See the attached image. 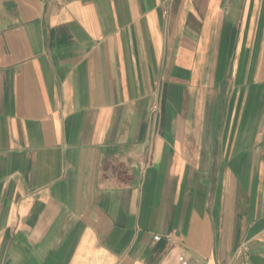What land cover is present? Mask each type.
Segmentation results:
<instances>
[{"label": "crops", "instance_id": "crops-1", "mask_svg": "<svg viewBox=\"0 0 264 264\" xmlns=\"http://www.w3.org/2000/svg\"><path fill=\"white\" fill-rule=\"evenodd\" d=\"M0 264H264V0H0Z\"/></svg>", "mask_w": 264, "mask_h": 264}, {"label": "built area", "instance_id": "built-area-1", "mask_svg": "<svg viewBox=\"0 0 264 264\" xmlns=\"http://www.w3.org/2000/svg\"><path fill=\"white\" fill-rule=\"evenodd\" d=\"M166 13H167V11H166ZM155 108H157V106H155ZM155 238H156V239H160V237H159V236H156Z\"/></svg>", "mask_w": 264, "mask_h": 264}]
</instances>
